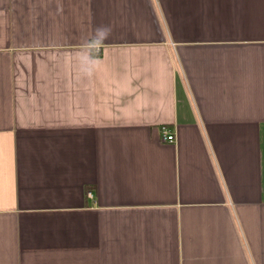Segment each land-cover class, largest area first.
I'll return each mask as SVG.
<instances>
[{
    "label": "crops",
    "instance_id": "crops-1",
    "mask_svg": "<svg viewBox=\"0 0 264 264\" xmlns=\"http://www.w3.org/2000/svg\"><path fill=\"white\" fill-rule=\"evenodd\" d=\"M0 264H264V0H0Z\"/></svg>",
    "mask_w": 264,
    "mask_h": 264
},
{
    "label": "clouds",
    "instance_id": "clouds-1",
    "mask_svg": "<svg viewBox=\"0 0 264 264\" xmlns=\"http://www.w3.org/2000/svg\"><path fill=\"white\" fill-rule=\"evenodd\" d=\"M110 36L109 26H99L95 29L92 38L88 41L87 55L80 57L81 72L84 76L91 77L99 68V49Z\"/></svg>",
    "mask_w": 264,
    "mask_h": 264
},
{
    "label": "built area",
    "instance_id": "built-area-1",
    "mask_svg": "<svg viewBox=\"0 0 264 264\" xmlns=\"http://www.w3.org/2000/svg\"><path fill=\"white\" fill-rule=\"evenodd\" d=\"M163 140H168V141H173L174 140V135L172 133H168V131L164 128L163 130Z\"/></svg>",
    "mask_w": 264,
    "mask_h": 264
}]
</instances>
